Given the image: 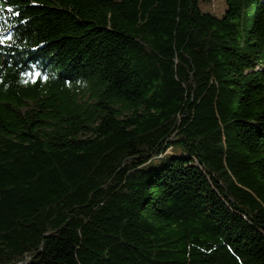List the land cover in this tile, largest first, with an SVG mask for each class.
Here are the masks:
<instances>
[{
	"label": "trees",
	"instance_id": "trees-1",
	"mask_svg": "<svg viewBox=\"0 0 264 264\" xmlns=\"http://www.w3.org/2000/svg\"><path fill=\"white\" fill-rule=\"evenodd\" d=\"M262 16L0 0V264H264Z\"/></svg>",
	"mask_w": 264,
	"mask_h": 264
},
{
	"label": "rangeland",
	"instance_id": "rangeland-1",
	"mask_svg": "<svg viewBox=\"0 0 264 264\" xmlns=\"http://www.w3.org/2000/svg\"><path fill=\"white\" fill-rule=\"evenodd\" d=\"M263 2V16L259 33L264 36V0ZM200 8L204 12H209L218 17L222 16L226 10V0H200Z\"/></svg>",
	"mask_w": 264,
	"mask_h": 264
},
{
	"label": "snow or ice",
	"instance_id": "snow-or-ice-1",
	"mask_svg": "<svg viewBox=\"0 0 264 264\" xmlns=\"http://www.w3.org/2000/svg\"><path fill=\"white\" fill-rule=\"evenodd\" d=\"M8 39H11L10 36H0V43H5ZM29 76H33L34 78L38 79L41 77L42 73L39 71H36L35 73L29 72L26 73ZM46 78V77H45Z\"/></svg>",
	"mask_w": 264,
	"mask_h": 264
}]
</instances>
